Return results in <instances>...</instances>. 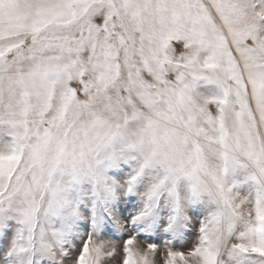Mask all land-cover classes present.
<instances>
[{
  "label": "snow or ice",
  "instance_id": "snow-or-ice-1",
  "mask_svg": "<svg viewBox=\"0 0 264 264\" xmlns=\"http://www.w3.org/2000/svg\"><path fill=\"white\" fill-rule=\"evenodd\" d=\"M0 264H264V0H0Z\"/></svg>",
  "mask_w": 264,
  "mask_h": 264
}]
</instances>
